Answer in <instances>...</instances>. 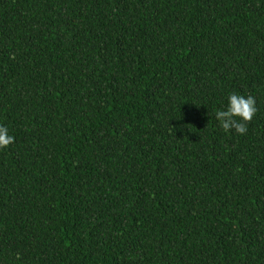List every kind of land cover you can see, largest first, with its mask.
<instances>
[{"label":"trees","instance_id":"trees-1","mask_svg":"<svg viewBox=\"0 0 264 264\" xmlns=\"http://www.w3.org/2000/svg\"><path fill=\"white\" fill-rule=\"evenodd\" d=\"M0 125V264H264V0H0Z\"/></svg>","mask_w":264,"mask_h":264},{"label":"clouds","instance_id":"clouds-1","mask_svg":"<svg viewBox=\"0 0 264 264\" xmlns=\"http://www.w3.org/2000/svg\"><path fill=\"white\" fill-rule=\"evenodd\" d=\"M255 98L249 95L244 96L233 93L229 95V107L226 111L218 110L216 118L220 121L221 127L225 131L235 129L237 133L245 134L247 132V123L251 122L257 112ZM234 117H240L238 121ZM14 142V137L7 135V128L0 125V148H5Z\"/></svg>","mask_w":264,"mask_h":264}]
</instances>
